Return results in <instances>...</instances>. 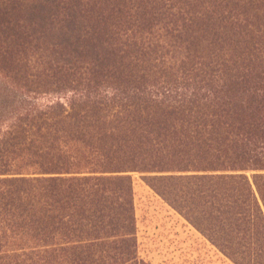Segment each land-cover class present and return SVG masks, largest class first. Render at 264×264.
I'll list each match as a JSON object with an SVG mask.
<instances>
[{"label":"trees","instance_id":"obj_1","mask_svg":"<svg viewBox=\"0 0 264 264\" xmlns=\"http://www.w3.org/2000/svg\"><path fill=\"white\" fill-rule=\"evenodd\" d=\"M135 174L264 264V0H0V264H150Z\"/></svg>","mask_w":264,"mask_h":264},{"label":"rangeland","instance_id":"obj_2","mask_svg":"<svg viewBox=\"0 0 264 264\" xmlns=\"http://www.w3.org/2000/svg\"><path fill=\"white\" fill-rule=\"evenodd\" d=\"M139 254L150 264H236L141 174L134 175Z\"/></svg>","mask_w":264,"mask_h":264}]
</instances>
